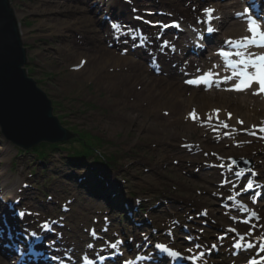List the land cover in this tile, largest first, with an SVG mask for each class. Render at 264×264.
<instances>
[{"label":"rangeland","instance_id":"1","mask_svg":"<svg viewBox=\"0 0 264 264\" xmlns=\"http://www.w3.org/2000/svg\"><path fill=\"white\" fill-rule=\"evenodd\" d=\"M104 1L100 3V0H11L21 27L27 33L22 36V39L28 51L26 69L29 77L37 82L38 87L52 101L53 115L57 116L62 127L89 134L93 136L92 139L95 142L98 138L102 139L94 147L95 155L100 156L101 159L99 158V161L95 156L75 159L72 156L76 150H81L79 145L67 144L52 150L45 160H37L35 155L28 152L29 150L10 142L0 126V193L8 194L12 200L20 202L17 209L20 208L28 215L29 225L33 228H39L41 221L48 216L62 219L63 215H67V218L60 220V224L65 226L63 231L66 237L70 236L67 241L81 239L83 244L84 233L79 229V225L85 222L87 228L94 216L104 220V224L112 223L115 219L114 224L120 230H129L142 218L146 219L149 225L148 235L153 236L150 241L144 242L146 238L143 239L142 248L144 249L151 246V241L155 244L160 240L183 249L193 248L194 244L184 242L186 235H181V232L174 230L179 228L186 233L185 229H188L190 232L187 234L195 237V241L202 244V247L209 248L215 242L221 244V254L208 257L207 260L205 258L206 263L217 260L218 264H226L228 259H233L234 261L229 264H236L237 258L233 256V251L234 244L239 241L235 234H229L228 228L238 227L241 233L259 234L262 230L264 231L261 215L262 220L253 221L251 227L242 225L241 220H244L246 215L232 201L235 195L243 191L242 186L235 188V184L239 182V177L236 175L239 172L247 173L243 183L254 172L260 176L263 175V179L260 178V180H264V172L262 174L260 171V168L264 170V137L258 134L253 124L250 125L245 121L236 123L234 126L231 123L233 117L229 118L228 115L221 120L222 123L213 122L207 118L192 121L184 116L181 120L170 124L165 119L156 124L153 114H146L143 111L138 112L137 120H130L133 114L128 110L121 112H128V115H131L129 118L117 115L111 101L115 95L107 94L95 83L88 82L85 75H75L77 57L69 54L70 57H66L62 54L65 50L67 51V47H73V38L59 31L53 33L48 25L70 20L73 15L68 7L75 3L81 4L80 6L84 4L90 14L94 15V19L101 21L104 13H100V9L105 10L110 4L108 0ZM133 1L139 2L140 7L134 6ZM179 1L191 12L190 14L182 16L175 11H170L164 0H116L119 4H129L128 17L133 22H136L135 16L150 10L145 7L159 6L160 9L157 11L160 10L163 16L157 12L155 14L151 9L154 12L153 21L167 22L169 18L185 19L186 22L189 21L190 27L201 26L196 33L200 36L205 35L208 27L198 22L205 20L203 10L210 7L204 3L206 0H201L200 6H195L192 0ZM228 1L235 2V0H223L222 4L225 5ZM98 4H100L99 7ZM134 7H137L138 11L134 9L132 11ZM45 8L51 11L35 12ZM196 12H200L201 17L200 14L195 15ZM222 12V14L225 13L223 17L230 14L239 16L235 8L226 7ZM238 18L245 23L242 17ZM139 25L151 27L144 23ZM114 32L117 33L116 30ZM156 32L157 29L153 32L154 39ZM106 33L105 30L102 31V34L106 35ZM223 34V31L219 30L214 41L219 44V41L226 40L227 37ZM117 35L112 37L118 43L122 39H117ZM132 35L133 33L127 34L125 43L129 42V46L134 50L141 49L140 40L130 39ZM174 35V32H169L165 37ZM75 36L82 43L81 49L76 52L81 57H88L89 54L85 51L90 43L89 35L84 33ZM165 37L163 40L166 39ZM227 40L234 41L233 38ZM189 45L191 43L187 39L182 46ZM108 46L114 47L113 43ZM124 46L123 43L121 49L126 53L127 48ZM159 47L163 48L161 42ZM172 47L170 43L168 50L162 49V52L173 55L175 50ZM249 50L252 52L251 49ZM212 55L217 58L219 53L210 52L209 49L204 50L200 61L195 58L196 66L203 64L201 60L211 61ZM147 58L148 61L152 59L148 62L151 64L157 65L160 62L159 59L155 60L153 55H147ZM167 67L163 65L162 69L166 70ZM162 69L158 68L157 74L163 76ZM171 70L178 75L184 72L186 76L182 77L183 85L189 87L187 88L189 91L194 88L207 94L221 93L222 89L217 81L224 77L220 75V69L218 73H213L206 85L187 83L188 79L196 80L200 78L199 75H204L206 71L203 68L193 74L188 72L185 66H177ZM228 81L234 85L237 79ZM254 89L255 87L251 86L246 90ZM229 94L231 97L237 96L232 91ZM241 111L245 112V110ZM195 113L198 117L201 114L199 111ZM188 123L192 126L185 132L183 128ZM254 123L264 125V119L257 117ZM224 124L228 127H224ZM253 131H256V136L250 134ZM207 139H211L216 147L207 148L205 143ZM224 145L227 146V152L222 154L221 147L223 148ZM248 147L251 149L246 150ZM238 164L249 167V170L238 168ZM89 170L93 181L89 180ZM215 171L219 174L215 175ZM89 182L99 184L90 190ZM108 183L116 184L117 189L107 187ZM86 186L90 192L87 191ZM101 190H106L107 193L104 194H111L112 198H121L119 207L125 211L113 209L111 217V211L109 212L110 209L103 200L105 198H102L104 196L100 194ZM51 197L52 201H50ZM160 203L163 208L159 206ZM131 204L136 208L135 213L138 215L136 220L130 219L126 211ZM91 205H95L96 208L89 212L86 208ZM65 206L68 207L69 212L62 214L67 212L63 209ZM99 212L102 216L98 215ZM81 213H84L86 217ZM89 217H91L90 220ZM106 219L108 221H105ZM88 228L87 232L90 234ZM224 233L229 234L228 238L219 241L218 237ZM79 237L81 238L78 239ZM116 237L119 236L114 235V239L110 238V241H116Z\"/></svg>","mask_w":264,"mask_h":264},{"label":"bare ground","instance_id":"2","mask_svg":"<svg viewBox=\"0 0 264 264\" xmlns=\"http://www.w3.org/2000/svg\"><path fill=\"white\" fill-rule=\"evenodd\" d=\"M164 1L167 4L166 7L170 11H175L176 13L182 14V16H186L191 13L179 0ZM246 1L247 0H235V2L232 3L231 1H228L225 5L222 4L223 0H206L204 1V3L209 5V8H214L219 14H222V10H224L226 7L233 8L234 4L237 3L241 6L246 5ZM102 2L105 1L100 0V3ZM133 2L135 3L134 6L137 5L138 7H140L141 4L139 2ZM200 2L201 0H192V3L195 6L202 5ZM108 3L110 4H108V6L106 5L107 7L105 10L100 9V13H104L102 14L103 18L101 21H97L96 19H94V15L90 14L84 4L80 6L81 4L78 5L77 3H75L72 6L68 7L69 9H71V14L73 15L70 20H66L64 22L61 21V23L59 24L49 23L48 25H50L49 27L52 29L53 33H58L59 31L64 35H68L70 36V38H73V47H67V51L65 50L64 53L62 52V54L66 57H70L68 56V54L72 55V57H77V62L75 64L77 65V69L75 70V75H85L84 77L87 78L88 82L91 81L95 83L96 85L101 87V89L105 90L107 94L115 95V98L111 101L112 106L117 111V115L123 118H129L131 115L129 116L128 112H121L122 110H128L131 114H133L130 120H137L138 112L143 111L146 114H153L156 120V124H158L162 119H165L166 122L170 124L181 120V118H183L184 116L186 118L193 119L189 116V113L195 110V112L199 111L201 113L199 116L200 120L204 118H207L209 120L208 117L209 115H211V121L222 123L221 120H224L228 113H232L231 116L233 118L231 123L234 124V126L236 123H238V121H245V123L247 122L250 125L253 124L254 126H260L258 123H254L257 117L264 119V92L254 94L255 92H259L258 84L253 83L252 86H254L255 89L251 91H232L228 90L233 86L230 81L225 82L223 78H221L220 81L218 79H215L218 80L217 84H219L222 89L221 93L207 94L194 88L189 91L187 89L189 87L183 85V78L184 76H186L184 75V72H180V74L182 75H178L171 70L173 68H176L177 66H185L188 72L190 71L193 74L197 73V71L202 68L205 69L206 73L210 71L212 73H218V69H220L221 76H229L231 75L232 71L229 70L230 67L226 66V60L224 57L220 58L219 56H217V58H214V55H212L211 61L201 60V62H203L201 66H196L195 58H198L200 61V58H202L201 52L202 50L204 51V48L209 49L210 52H216L224 49L226 46H230L231 43L227 45L225 40L222 42L219 41L220 47H218V43L216 44V42L214 41L215 35L214 37H199L195 34L196 30L200 28L199 26H195V28H192L189 27V21L186 22L185 19H176V25L179 26L174 27L172 28V30H170V32H174L175 35L165 37L170 41L171 46H173L172 49L175 50V52L173 53V55L169 53L167 54L165 52H162V49L159 47V40L153 38V32L156 30L155 27H142V25L136 24L129 19L127 12L129 9V4H119L116 2V0H108ZM99 5L100 4H98V7ZM136 8L137 7L132 8V11L133 9L134 11H138V8ZM153 9L158 10L160 9V7L153 6ZM46 11L48 12L51 10L47 8H45V10H35V12L40 13H44ZM197 14H200V12L195 13V15ZM221 18L223 19L219 22L213 21L212 25H215L218 29L223 31V35L227 37L226 40L229 38H233L234 41H236L240 40L243 37H251L252 34L248 32V22H246V20H244V23L239 18L231 14L229 16L225 15V17ZM111 23H117L121 25V30H123V25L126 24L129 25L128 28H131L133 26L136 27L141 37L147 39L149 44L148 49H132L129 46V42L125 43L124 41V39H126V36L124 37L122 35L121 30L119 31V33L114 32L115 30L110 27L112 25ZM104 30L105 33L107 32L106 35L102 34V31ZM76 33H85L89 35L88 37L90 43L85 51L89 54L88 57H81L80 55H78L79 53L76 52L79 51L81 49L80 46H82V43L77 40L78 38L77 36H75L78 35ZM26 34V30L22 28V36H25ZM116 34H118L116 36L117 39H122L121 42L117 43L116 40L112 37H115ZM191 38L195 39V41ZM187 39L190 40L191 45H189L188 47L182 46ZM111 43H113L114 45V47L112 48L108 46V44ZM123 43L125 45L124 48H127L126 53H124L123 49H121V45ZM226 48L232 49L235 53L239 48L244 47L235 46V48ZM249 49H251V51H258V55L263 54V52H261V49L254 48L252 46L245 47L241 52L245 53V55L251 56L252 53ZM141 51L143 53H141ZM149 53L155 55V58L160 60L157 65L148 63L152 60L150 59V61H148L147 55H149ZM250 53L251 55H249ZM191 55L194 58H192ZM163 65H166L169 68L167 67L166 70L162 69ZM222 67H224L226 70H223ZM158 68L163 70V76L157 74ZM249 71L252 72L255 70L251 68ZM235 79L236 78H233L231 81H235ZM230 91L236 93L237 96L231 97L229 94ZM214 109L220 110L218 113L219 119H217V114L213 112ZM241 110H245V112H242ZM244 117H246V119ZM193 120L198 121V119ZM191 126L192 124L188 123L183 128L184 131L188 128H191ZM149 129H151V127ZM205 143L207 148L216 147L215 143H213L211 139H207ZM224 146L223 148L221 147L222 154L227 152V146ZM250 149V147L246 148V150ZM259 166L260 165H258V167ZM260 171L261 173L264 172V170H262L261 168ZM89 173V180L91 179L93 181L90 170ZM214 174L218 175L219 172L215 171ZM257 178H259V180L260 178L263 179V175H259L257 176ZM98 184V182H89L90 190ZM108 184L109 185H107V187L111 186L113 190L117 189L115 186L116 184ZM23 187L26 188V186L24 185ZM86 189L88 192H90L87 186ZM258 192L261 198L256 205L254 204L251 206L253 210L255 209L259 213L261 212L260 215L263 217L264 222V210H262V205H264V180L260 184ZM104 193H107V191L101 190L100 194L104 196L102 198H105L103 200L106 201V204L110 209L109 212L111 211V217L112 212H114L115 209H121L125 211L124 209L119 207L121 198H112L111 194ZM251 195V192L246 191L242 195L243 200L249 201V197ZM23 199L28 200L27 198ZM18 205L19 201L12 200L11 197L8 196V194H0V264H22L23 262H27V259L29 257L23 251L21 252V254H19V249L23 250L33 246V244L31 243H27V240L32 238L31 233H39L37 229H33L28 224L29 221L26 217H21L23 218L21 219V221L20 218L16 216V212L20 210V208L17 209ZM94 206L95 205H91L86 209H89V212H91V209L96 208V206ZM159 206H161V203ZM143 208H145V205ZM126 211L130 219H138V215L135 213L136 208L132 204ZM143 211L146 210L143 209ZM68 212L69 210L67 212H62V214ZM81 215L86 217L84 213H81ZM98 215L102 216L100 212L98 213ZM63 216L65 218L68 217L67 215ZM90 218L91 217H89V220ZM105 221H108V219H106ZM114 223L115 219L110 224H104V220L99 219V217H92L91 224L88 226L89 228L87 227L89 232L91 230L95 232V235H91L87 232L85 222H82L79 225V229H81L83 231L81 232L84 233L83 244H81V237L78 238L80 239V241H72V239L71 241H67L70 236L66 237L67 235H65L63 227H58L57 225L54 229V234L51 236L52 239H50V241L56 245L61 244V246H63L64 248H59L58 253L54 252L53 254L57 256L64 255V252L67 249L69 253H74L75 256L71 258V261L77 264L79 262L78 255H80V253L81 257L85 255L94 256L96 254L106 253L108 251L107 242H110V238L114 239V235H118L120 238L128 236V238L130 239L131 237L130 241H127L126 244L128 253H137L142 247L143 239L146 238L144 240L145 242L150 241L153 238V236L148 235L149 225L146 223V219L143 220L141 218V220L138 221L136 225L129 230H120L119 228H116V224ZM102 225H104L103 228ZM174 230H176V232L178 233L181 232V235H186V241L184 242H186L187 244L192 245L195 243L194 241H191L189 239L191 238L190 235L184 233L183 231H181V229L178 228ZM108 231L110 232L107 236ZM89 245H92V247H89ZM150 245H152V241ZM43 247L47 250L52 251L50 247H46L44 245ZM76 252L80 253L78 254ZM251 253H254L253 248H241V256L238 259L245 261ZM163 259L166 264H172L176 262L173 260V257H163ZM38 260L39 264H54L53 261H46L44 259ZM123 260V256H113L112 264H122ZM232 261L233 259H228V261L225 263L229 264L232 263ZM243 263H247V261ZM181 264H190V262L187 261V259H184L183 263ZM209 264L218 263L217 260H212L209 262Z\"/></svg>","mask_w":264,"mask_h":264},{"label":"water","instance_id":"3","mask_svg":"<svg viewBox=\"0 0 264 264\" xmlns=\"http://www.w3.org/2000/svg\"><path fill=\"white\" fill-rule=\"evenodd\" d=\"M28 51L11 0H0V126L5 137L25 150L58 144L79 134L62 127L52 101L26 69Z\"/></svg>","mask_w":264,"mask_h":264},{"label":"snow or ice","instance_id":"4","mask_svg":"<svg viewBox=\"0 0 264 264\" xmlns=\"http://www.w3.org/2000/svg\"><path fill=\"white\" fill-rule=\"evenodd\" d=\"M204 14L207 16L208 21H211L212 19V13L214 12V9L211 8H206L203 10ZM249 10L245 9V12L243 14H238V15H247V22H248V32L251 33V37H243L240 40L236 41H230L234 46L236 47H248L251 45H256L258 47H264V30H261V25L258 22L257 18H254L252 15L248 14ZM137 19H142V17H137ZM260 21H264V16L259 17ZM146 23H151L150 21H146ZM178 27L179 25H174ZM112 29L116 30L119 32L121 30V25L117 23H113L111 25ZM162 27H169V25H162ZM208 32L214 31L213 28L209 27L207 29ZM164 47L168 46V42H164ZM220 55L225 58L226 60V66L230 67L232 69V73L229 76L224 77V81L227 82L228 80H232L233 78L237 79V82L232 86L231 89L232 91H244L252 86L253 83L259 85V92H255L254 94H259L260 92H264V55H261L259 57L251 58V57H246L245 53L243 52H236L235 55L240 57L239 60H230L228 57H230L232 54L226 52V51H221ZM252 68L255 71L250 72L248 69ZM213 73L210 71L204 76L196 79V80H188L187 83L189 84H199L201 82L203 83H209V77H211ZM219 109H214L213 112L217 114V119H219L218 113ZM189 116L193 119H199V117L196 115L195 110H193L191 113H189ZM228 117L231 118V113H228ZM209 120L211 119V115H209ZM238 123H243L242 121H238ZM224 127H228L227 124H224ZM254 128L256 126H253ZM260 132H264V127H260L258 129ZM251 135H255L256 132L253 131L250 133ZM234 163V161H233ZM254 174V173H253ZM253 187V182L248 181L247 186L245 190L252 189ZM30 214V213H29ZM206 214V212L204 213ZM19 215L23 217L25 215L24 212H20ZM253 216L256 214L253 213ZM53 223H55L53 221ZM42 230H47L50 231L51 227L48 222H44L41 225ZM234 231V229H232ZM32 236H37V233L33 232L31 233ZM92 235H95V232H92ZM241 241H243L244 237L240 236L239 238ZM264 240V237L261 238ZM120 242L117 241V243L111 244L112 248H116L117 245ZM89 247H92V245H89ZM157 248L161 249L163 252L167 253L169 256L174 257V258H179L180 253L174 250H171L169 247L165 246L164 244H157ZM213 248L216 247L215 244L212 245ZM236 248H240L241 244L236 243L234 245ZM248 248H252L253 245L249 243L247 245ZM261 251H264V243H261L260 245ZM191 251V249H189ZM202 255V254H201ZM53 259H56L55 257ZM191 259L195 260L196 257H191ZM127 264V262H126ZM251 264H258L257 261L253 260L251 261Z\"/></svg>","mask_w":264,"mask_h":264},{"label":"trees","instance_id":"5","mask_svg":"<svg viewBox=\"0 0 264 264\" xmlns=\"http://www.w3.org/2000/svg\"><path fill=\"white\" fill-rule=\"evenodd\" d=\"M72 133L79 134V136L77 138H74L70 142L68 141L66 143H58V144L41 143L40 145L29 150L28 152L35 155L37 160H45L49 156V153L52 150H55L57 148H60V146L67 145V144H71V145L77 144L79 145L81 150H76L72 156L73 158L85 159V158H90V157L95 156L97 160H99V158L101 159L100 156L95 155L96 149L94 148L97 146L98 143L102 141L101 138H98L97 141L95 142L92 139L93 136H90L89 134H84L83 132L80 133V132H77L76 130H73ZM108 159L110 160V158Z\"/></svg>","mask_w":264,"mask_h":264}]
</instances>
